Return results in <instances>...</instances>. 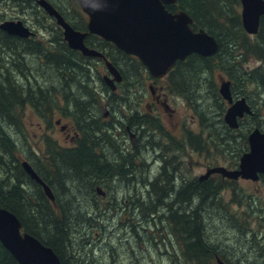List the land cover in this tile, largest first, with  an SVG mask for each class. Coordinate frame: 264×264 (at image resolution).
Masks as SVG:
<instances>
[{
    "label": "rangeland",
    "instance_id": "rangeland-1",
    "mask_svg": "<svg viewBox=\"0 0 264 264\" xmlns=\"http://www.w3.org/2000/svg\"><path fill=\"white\" fill-rule=\"evenodd\" d=\"M59 4L63 8H66V6L69 8L66 0H60ZM77 9L75 7V12L80 14ZM236 10L240 15L241 6L239 5ZM66 11L71 13L70 10ZM0 15H4V21L24 22L34 33L33 39L36 42L47 46L52 43L56 45L58 39L64 41L62 30L58 29L54 20L48 17L47 14H43L40 8L20 9L14 8L10 4L0 3ZM250 38L252 39L253 36L250 35ZM232 40V37L225 39V49L230 48L229 45ZM101 49L103 51L109 50L105 46H102ZM111 54L114 57L116 56L115 52ZM8 57L12 63L15 62L16 56L10 55ZM36 58L35 54L26 56L22 62L23 64L20 65L23 69H26L30 65L31 75H37L43 80L45 76L42 74V71L37 70ZM217 58L218 68L222 70L220 67L222 61L219 60V57ZM84 61L94 65L91 69L92 73L88 71V74L82 68L76 72L75 76L79 77L80 82L87 81L88 84L85 85L82 82L78 83L77 86L75 85V87L73 86L70 91V99H80L78 102H81V100L89 102V99L93 98V94H98L104 99L103 103L107 104V98L109 101L111 100V107L108 106L107 108L110 111V118L107 121H110L112 117L114 125H105L103 120L100 122L102 125L98 123V126L102 129L101 133L107 132V137L105 136V138L110 140L113 147H109L104 142H100V145L103 148L105 161H107L109 166H114L117 163L118 165L115 168H121V174L118 171L112 170L111 181L103 180V182H108V185L103 187L106 196H98L102 199L98 198L96 203L92 201L89 190L91 181L88 179H92L93 175H89L87 181L84 179L82 182L75 183V181L69 180L65 184L66 190L64 194L62 191L65 188L62 191L60 189L61 201L65 206L66 217L69 220V229L73 232L77 230L75 232L79 233L83 228L85 232H88L89 228L87 225L93 224L95 226L91 230L90 235L87 236V240H84L79 234L78 239L80 237V240L76 239L75 243L78 241V243L80 242L84 245L88 244V249H85V251L90 252V256L91 252H93L92 261L89 260L90 264H188L186 259L181 255L180 244L178 238L171 231L170 222L164 220L165 218L163 217L166 211L172 213L174 210L178 211L180 209V206L173 201L174 196L169 193H177L184 183L178 180L180 175L177 176V180L173 181L171 177L176 176L175 174L179 172L191 181L204 175L207 166L212 168L221 166L227 169H234L236 162H239V158L235 155L236 153L234 152V155L230 152L226 153V147L221 146L219 142L218 145L221 147L219 146L220 149L216 152L211 148L208 151L201 149L197 151V149L192 148L190 142L184 141L185 133L190 134L189 138H191V135L200 136L203 140L202 144H204L205 140L212 137L207 131H203L204 127L199 125L201 122L206 124L212 122L215 123L216 129L219 128L216 116L221 113V109L213 107L211 104L210 84L206 82L208 81L206 72H202L203 69H195L194 71L191 69V75L185 72L184 75L189 79L185 89L186 94L183 96L172 93L167 97V104L173 110L172 114H169L160 105L156 106L153 103L147 87L152 84V81L146 73H142L139 83L136 75L132 74L133 68L126 71L128 85L123 82H115L114 85L117 89L111 92L110 89H104L101 81V76L107 74L104 64L95 58H88ZM16 63L13 64L14 68L18 65ZM213 63L216 65L215 62ZM126 64L129 65L128 63ZM259 65L258 62L250 60L242 67L243 70L249 72ZM6 66L8 68L9 64ZM221 70L213 71L212 81L217 89L221 80L233 82ZM237 73L240 74L239 72ZM199 74L201 76H198ZM78 79H76V83ZM163 80L157 82L159 86L166 84V81ZM20 82H23L22 79ZM52 85L55 86L56 84L54 82H45L43 87L49 88ZM248 86L245 88L244 94L249 97V106L251 107L252 102H255L256 99L261 102L257 107L254 106L252 110L253 115L246 117L243 121V125L239 131L242 134H245L246 130L255 125L260 123L264 125V93L256 88L255 85H252L251 82H248ZM84 88L86 90H83ZM255 90L258 91V96L254 95ZM182 96L185 99L187 98L186 101ZM59 98L57 100L58 105L62 104V98ZM188 100L192 101L195 105L192 106L191 102H187ZM206 107L210 108H208L209 117L205 115L204 122V119L201 120L195 111ZM102 108L101 113L105 110L104 107ZM226 109V107H223L222 119ZM71 111H73L72 107L69 110L70 114L72 113ZM88 114L91 117L87 120L86 129L89 130L87 133L95 138L101 129L97 131L92 130L95 126L91 125V122L96 120V118L100 119V117L95 116V112L93 114L92 106H89ZM140 116L142 121H147V123L141 124L143 128V132H141L142 140L137 141L138 139L136 138L134 142V136L136 135L133 129L130 128V132H128L125 127L128 126L131 119ZM19 119L18 129L17 127L12 128L10 134L16 140L18 150L15 153V157L20 162L27 161L26 158L29 156L33 162H36V158L45 166V161L50 158L45 151L46 138L64 149L71 148L78 137L73 120L69 115H62L56 112L53 117L48 116L44 119L33 112V110L26 108ZM57 119L61 120L62 125L67 126L68 139L65 138L59 126L55 125L54 122ZM249 132L250 130L247 132V136ZM127 137L132 138V140L130 141ZM150 142L154 144L152 150H150ZM96 143H98V140ZM148 143L149 145H147ZM131 144H136L137 148L130 147ZM229 144L238 145V142L232 138ZM163 159L167 162L166 168L168 166V170L165 169L166 175L163 174V176L165 175L164 178L167 180V175H171L170 181L167 182L169 184L168 189H164L165 183L162 184L163 187L157 188L160 196H166V199L162 201L164 207L152 206L154 209L149 212L145 210L144 205L139 208L136 206L135 209L133 208L132 213V204L128 199L130 196H136L137 198L139 197L140 201L142 200V197L146 194V190H144L145 186L150 187L147 183H152L157 179L158 174L162 172L161 167H164L162 166ZM172 165H183L185 168H180L177 171L178 168H172ZM210 179L214 186L221 188L216 198L214 197L215 201L211 200V192L213 190L211 188L210 192L203 198L205 201L203 205L193 202L190 208L191 210L197 209L198 217L203 227L202 239L205 244L208 247H218V250L229 261V264H264V181H230L222 179L217 174L212 175ZM133 189L135 191H132ZM28 192L30 199H37V191L33 186L30 185ZM154 194L150 195V198H153ZM215 202L216 205L214 204ZM183 208L187 211L189 209L188 204L183 205ZM89 216L94 217L92 223L86 222V217ZM78 233L67 235L68 240L74 241L73 235ZM114 247L121 248L123 251L117 255L115 253L116 248L114 249ZM209 249L212 250V248ZM67 251L70 252L69 250ZM68 255V258L71 255L74 257L72 253ZM80 255L83 258L79 263L87 264L88 261L83 260L87 255L86 252ZM214 263L217 264L216 259H213L208 264Z\"/></svg>",
    "mask_w": 264,
    "mask_h": 264
},
{
    "label": "trees",
    "instance_id": "trees-1",
    "mask_svg": "<svg viewBox=\"0 0 264 264\" xmlns=\"http://www.w3.org/2000/svg\"><path fill=\"white\" fill-rule=\"evenodd\" d=\"M46 1L61 14L64 20L68 22L74 30L79 32L87 31V18L81 12L76 0H66L69 8L67 6L63 8L59 4L60 0ZM0 3L10 4L14 8L20 9L32 7H35V9L40 8L36 0H0ZM239 5V0H177V7L187 13L193 20L192 27L194 30L202 29L213 36L217 40L219 48L217 53L212 57L203 58L197 55H191L184 62H178L175 70L165 79L166 84L169 85L168 89L170 93L185 96L186 85L187 82H189V79L184 75L185 72L190 74L192 72L191 69H193V71L195 69H203L202 72H206V78H208L206 82L210 84L211 104L213 107L221 109V113L219 112L220 114L216 116L219 128H215V123L209 122L210 124H206L201 122L199 125L204 127L203 131H207L212 137L207 140L204 139V144H202L203 140L200 136L191 135L189 142L192 148L195 150L197 149V151L198 149L208 151V149L211 148L217 152L221 145L226 147V153L230 152L234 155L235 152L237 158H240L242 154L248 151L247 132L255 128L264 131V125L260 123L246 130L245 134H242V132L239 133L245 118L239 121V127L236 130L228 128V126L223 123L222 119L223 107L225 108L226 104L219 96L218 89L213 85L212 81L213 71L221 70L218 68L216 61L218 59L217 57H219V60L222 61L220 63V67L222 68L221 72L225 73L233 81L230 82L231 92L234 95H243L249 99V97L244 94L245 88L249 87L248 82H251L252 85H255L256 88L264 93V16L260 19L258 33L251 39L250 35L246 34L241 27L240 15L236 10ZM75 7L78 8L77 10L80 14L75 12ZM66 10H70L71 13ZM42 12L46 14L43 10ZM3 19L4 15H0V22H4ZM228 37H232L233 40L229 45L230 48L225 49L224 43L225 39ZM91 38L92 36L88 35L86 42L91 48L104 53L113 66L120 71L123 83H127L128 85L126 71L132 68V74L136 75L140 83V76L142 73H146V71L136 58L125 55L109 42L102 40H99V46L93 47ZM102 46L108 47L109 50L103 51L101 49ZM0 50L3 51H0V175L2 177H0V208L14 214L21 224L22 231L37 239L45 247L50 248L57 255L61 264H80L79 262H81L83 258V254H80L83 252L87 254L83 260L88 261L87 264H90L93 252H91L90 256V252L85 251V249H88V244L84 245L80 242L78 243V241L75 243V241L78 239L79 234L84 240H87V236L90 235L91 230L94 229L95 226H93V224L87 225L89 228L88 232H85L83 228L79 233L75 232L77 230L73 232L69 229V220L68 217H66L67 212L65 206L61 201L60 189L62 191L65 188L62 191L64 194L66 190L65 184L69 182V180H72V182L75 181V183L82 182L84 179L87 181L88 176L93 175L94 177L92 179H88L91 181L89 190L92 201L96 203L98 198L102 199L98 197L99 195L96 193V188L98 187L106 193L103 187L108 185V182L104 181V183L103 180L111 181L112 170L115 172L118 171L121 174V168H115L118 165L117 163L114 166H109L107 161H105L103 148L100 145V142H104L109 147H113L110 140L105 138V136L107 137V132L101 133L100 131H102V129L98 126V123L102 125L100 122L103 121L101 118V110L105 105V103L102 102L104 100L98 94H93V98H90L89 102L82 100L78 102L80 99H70V91L73 86L75 87V85L77 86L78 83L82 82L85 85L88 84L87 81L80 82L78 79L79 77L75 76L76 72L83 68L89 74L93 65L86 63L84 60L88 58L83 57L77 51L71 50L62 39H58L56 45L52 43L46 46L36 42L33 37L22 39L8 35L0 30ZM112 52L116 53L115 57L112 56ZM31 54H35L37 57L35 59L38 66L37 70L42 71V74L45 76H43V80L37 75H31L30 65H28L26 69L21 68L20 64H23L24 58L26 56H31ZM10 55L16 56L15 62L12 63L8 57ZM250 60L256 61L260 65L246 72L243 70L242 66L246 65ZM213 62H215L216 65H214ZM14 63L18 64L15 68L13 67ZM8 64L9 67L11 66L12 68H7L6 65ZM198 76H201V74ZM21 79L23 81L22 83L20 82ZM76 79H78L77 83ZM45 82H54L56 85L45 88L43 87ZM83 90L86 89L84 88ZM254 93V95L258 96V91L255 90ZM59 97L62 98V104L60 105H58L57 102V100L60 99ZM183 99L186 101L187 98L185 99V97H183ZM187 102H191L192 106L195 105L190 100ZM260 102L261 101L258 99L252 102V110L254 106L257 107ZM89 103H91V105H89ZM110 104L111 100L108 104L109 107H111ZM89 106L93 107V114L95 112V116L100 117V119L95 117L96 120L91 122V125L95 126L92 130L97 131L101 129L98 131L99 134L96 135V137L94 136L95 138L88 135L87 132L89 130L86 129L87 120L91 117V115L88 114ZM71 107L73 111H71L72 113L70 114L69 110ZM26 108L33 110V112L44 119L48 116L53 117L56 112L62 115H69L73 120L78 134L72 147L64 149L57 143L46 138L45 151L50 158L45 161V166L35 157L36 162H33L29 156L26 158L38 177L51 189L54 202H51L44 195L42 188L31 180L23 171L21 162L15 157L18 146L16 140L12 138L10 130L14 127L18 129L19 118ZM208 108L209 107L204 109L201 108L195 111L201 120L204 119V122L205 115L209 117ZM143 123L146 124L147 121H143ZM212 129H214V131H212ZM192 137L194 138L192 139ZM232 138L235 139V141L237 140L238 145L229 144ZM97 140L98 143H96ZM218 142L220 145H218ZM114 162H116V160H114ZM237 164L238 161L235 166H237ZM165 169L168 170L167 168H161L162 172L158 174L157 179L150 184L147 183L150 187L145 186L144 190H146V194L142 197L141 201L138 199L139 197L130 196L128 201L132 204V213L133 208L135 209L136 206L139 208L144 205L145 210L149 212L153 211V207L155 206L164 207L162 201L166 199V196H160L157 188L163 187L162 184L164 183V189L169 188L167 182L170 181L169 178L171 175L168 174L166 180V178H164L166 175ZM179 170L180 168L177 169V171ZM163 174L165 175L163 176ZM175 175L176 176L171 177V180H177V176L180 175L178 180H181L184 184L177 193L170 192L169 194L174 196L173 201L180 206V209L178 211L174 210L172 213L166 211L163 217L165 218L164 220L170 222L171 231L174 236L178 238L181 255L186 259L188 264H208L213 259H218L224 264H229V261L226 260L225 256H222L218 247H208L205 244L202 239L203 227L201 226L197 209H190L193 202H197L198 205H203L205 203L203 198L210 192L211 188L213 189L211 192V200L214 202V197L216 198L221 188L214 186L210 178L202 181H200L199 178L190 181L184 177V174L177 172ZM261 180L264 181V175ZM87 184L89 183L87 182ZM30 185L36 189L37 199L32 200L29 198L28 189H30ZM132 191L135 190L133 189ZM153 193H155L154 197L150 198V195ZM186 204H188L189 207L187 211L183 208V205ZM214 204L216 205V202ZM155 213L157 215L156 210ZM93 219L94 217L92 216L86 217V222L92 223ZM71 233H78L73 235L74 241H70L67 238V235ZM78 240H80V237ZM118 247H114V249L116 248L115 253L117 255L123 251ZM209 248H212V250ZM69 253H72L74 257L71 255V257L68 258ZM0 264H18L1 243Z\"/></svg>",
    "mask_w": 264,
    "mask_h": 264
},
{
    "label": "water",
    "instance_id": "water-1",
    "mask_svg": "<svg viewBox=\"0 0 264 264\" xmlns=\"http://www.w3.org/2000/svg\"><path fill=\"white\" fill-rule=\"evenodd\" d=\"M81 11L87 16V32H79L64 20L61 14L46 0H36L39 7L52 18L62 30L63 39L71 50L85 57L104 59L105 66L112 78L105 82L112 90L114 83L121 81L118 70L108 62L99 51L86 47L88 34L110 42L128 56L135 57L143 65L151 78L164 77L177 61H184L190 55L210 57L217 53L216 39L206 31L197 32L190 27L192 19L185 12L170 14L165 7L176 0H76ZM241 6V25L249 35L258 33L260 18L264 16V0H239ZM0 30L8 35L22 39L34 33L22 21L0 23ZM219 94L229 107L223 116L230 129L238 128V120L251 115L250 106L244 98L233 102L230 83L223 81ZM57 125L60 121L55 122ZM61 127V131L65 130ZM248 151L239 159L237 169L224 167L208 168L199 180H206L212 174L236 181L238 179L258 181L264 174V132L253 129L248 137ZM23 171L38 184L44 195L54 202L51 189L38 177L27 161L21 162ZM96 193H105L96 188ZM0 243L18 264H61L57 255L29 234H21V224L11 212L0 208ZM217 264H223L216 259Z\"/></svg>",
    "mask_w": 264,
    "mask_h": 264
},
{
    "label": "flooded vegetation",
    "instance_id": "flooded-vegetation-1",
    "mask_svg": "<svg viewBox=\"0 0 264 264\" xmlns=\"http://www.w3.org/2000/svg\"><path fill=\"white\" fill-rule=\"evenodd\" d=\"M165 9L170 13V14H177V13H179V12H184V11H182V10H180L178 7H177V0H176V3L175 4H173V5H168V6H166L165 7ZM191 28H192V30L193 31H195V32H197L198 31V29L197 30H194V28L192 27V25H191ZM92 36V38H91V42L93 43L92 44V46L94 47V46H99V40H102V39H100V38H98V37H96V36H93V35H91ZM88 37V36H87ZM86 37V38H87ZM86 38H85V40H84V43H85V45L87 46V47H89V48H91L90 46H89V44L86 42ZM102 41H104V40H102ZM106 42V41H105ZM93 49V48H92ZM95 50V49H94ZM97 51H99V50H97ZM102 55H104V53L103 52H101V51H99ZM120 56V55H119ZM104 57H105V59L106 60H108L107 58H106V56L104 55ZM97 61H99V62H101V63H103L104 64V66H105V63H104V59H100V58H95ZM109 61V60H108ZM178 62H181V61H178ZM178 62L174 65V67L167 73V75L165 76V77H163V78H161V79H151V81H152V84H150V85H148L147 87H148V90H149V93H150V96H151V98H152V100H153V103L157 106V105H160L162 108H164V110H165V112H169V114H172V111L173 110H171L170 108H169V105L167 104V97H169V95L170 94H172V93H170V91H169V89H168V87H169V85H167V84H165L164 86H159L158 85V81H160V80H162V79H166V77L173 71V70H175V67H176V65L178 64ZM90 65H92V64H90ZM94 66V65H93ZM106 67V66H105ZM106 73L107 74H105V75H102L101 76V81H102V83H103V87H104V89L105 90H109L110 89V91L111 92H113L114 90H116L117 89V87H115V89L114 90H112L111 89V87L110 86H108L107 84H106V82H105V80H104V78L105 79H107V77L108 78H111V76L109 75V73L107 72V70H106ZM163 80V81H164ZM102 92H104V91H102ZM231 95H232V98H233V101H236V100H238V99H241V98H244L245 100H246V102L248 103V105L250 104V102H249V99L248 98H246L245 96H240V97H238V95H234L233 93H231ZM172 96V95H171ZM103 99V98H102ZM104 100V99H103ZM107 104L105 103V105L103 106L104 107V112L102 113V119L104 120V124L105 125H114L112 122H113V118L111 117V119H110V121H107L109 118H110V111H108V104L110 103V101H109V99L107 98ZM225 104H226V102H225ZM103 109V108H102ZM244 118H246V116H244ZM243 118V119H244ZM117 123H119L118 121H117ZM121 123H122V121H121ZM143 123V121H142V118H141V116L140 117H136L135 119H131L130 120V122L128 123V126H126L125 127V129H126V131H128V132H130V128H132L133 129V132L135 133V135L136 136H134V134H133V136L135 137V140H134V142L136 141V138L138 139L137 141H140V140H142V135H141V132H143L142 131V124ZM55 125H57L56 123H55ZM58 126H59V129L61 130V127L62 126H64V125H62L61 124V121H60V123L58 124ZM65 130H63L62 132H63V134H64V136H65V138L66 139H68V128H67V126L65 125ZM132 134V133H131ZM189 133H185L184 134V141L185 142H188L189 143ZM127 138H129V137H127ZM130 139V141L132 140V138H129ZM72 140V139H71ZM67 141V140H66ZM147 145H149V143L147 144ZM153 143H151L150 142V150H152L153 149ZM142 146V145H141ZM130 147H134V148H137V145L136 144H131L130 145ZM243 155V154H242ZM172 159H174V158H172ZM162 166H164L165 168H166V164H167V162L166 161H164V159L162 160ZM164 167H161V168H164ZM210 166H207L206 168H209ZM167 168H168V166H167ZM172 168H185L183 165H177V166H174V165H172ZM210 168H212V167H210ZM234 168H238V165L237 166H235ZM263 177V175H259V180L257 181V182H259V181H263V180H261V178Z\"/></svg>",
    "mask_w": 264,
    "mask_h": 264
}]
</instances>
